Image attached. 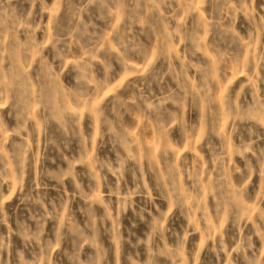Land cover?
Listing matches in <instances>:
<instances>
[{
	"label": "rangeland",
	"instance_id": "rangeland-1",
	"mask_svg": "<svg viewBox=\"0 0 264 264\" xmlns=\"http://www.w3.org/2000/svg\"><path fill=\"white\" fill-rule=\"evenodd\" d=\"M0 264H264V0H0Z\"/></svg>",
	"mask_w": 264,
	"mask_h": 264
}]
</instances>
